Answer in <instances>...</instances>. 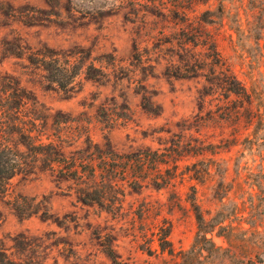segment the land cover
I'll list each match as a JSON object with an SVG mask.
<instances>
[{
    "label": "rangeland",
    "instance_id": "rangeland-1",
    "mask_svg": "<svg viewBox=\"0 0 264 264\" xmlns=\"http://www.w3.org/2000/svg\"><path fill=\"white\" fill-rule=\"evenodd\" d=\"M0 73L24 90L36 144L79 168L94 147L180 144L142 188L130 169L94 202L20 143L26 163L0 188V257L113 264L111 246L117 264H264V0H0Z\"/></svg>",
    "mask_w": 264,
    "mask_h": 264
},
{
    "label": "trees",
    "instance_id": "trees-1",
    "mask_svg": "<svg viewBox=\"0 0 264 264\" xmlns=\"http://www.w3.org/2000/svg\"><path fill=\"white\" fill-rule=\"evenodd\" d=\"M229 90L238 93L232 86V81H226ZM27 96L18 82L8 75L0 73V188L8 185V181L18 172H21L26 163L19 145L21 143L26 149L34 153V156L43 154L47 156L50 165H57L63 168L62 174L69 178L81 180L87 189H82L79 197L82 201L100 202L104 199V184L116 186L113 179L118 173L128 175L131 169V184L135 189L142 188L145 181L150 179L147 176L149 164L154 166L159 172V166L169 160L176 159L180 144L174 143L168 153L157 150L138 149L130 153L119 154L111 147H94L88 160V168H79L82 159H66L64 152L52 142L36 144L35 137L31 134L32 130L26 128V122L21 118V113L27 102ZM22 139V140H19ZM48 148V149H47ZM99 160L100 166L96 164ZM102 176L101 181H97V176ZM150 175V174H149ZM160 179V180H158ZM148 184V183H147ZM156 188H160L168 181L165 178L154 177L149 183ZM170 228H159V247L162 251L171 252L168 235ZM105 252L113 264L119 263L118 255L111 246L105 247ZM3 253V252H2ZM3 255V254H2ZM0 264H13V261L5 256L0 257Z\"/></svg>",
    "mask_w": 264,
    "mask_h": 264
}]
</instances>
